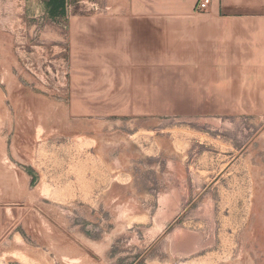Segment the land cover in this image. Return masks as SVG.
Masks as SVG:
<instances>
[{"label": "rangeland", "instance_id": "obj_1", "mask_svg": "<svg viewBox=\"0 0 264 264\" xmlns=\"http://www.w3.org/2000/svg\"><path fill=\"white\" fill-rule=\"evenodd\" d=\"M131 1L0 0V264H264V79L126 53Z\"/></svg>", "mask_w": 264, "mask_h": 264}, {"label": "crops", "instance_id": "obj_2", "mask_svg": "<svg viewBox=\"0 0 264 264\" xmlns=\"http://www.w3.org/2000/svg\"><path fill=\"white\" fill-rule=\"evenodd\" d=\"M199 2L132 0L130 6L135 17L119 20L117 34L116 23L104 21L101 29L110 32L108 38L114 39L116 46L136 55L143 43L150 48L158 44L161 16L166 36L173 40V47L170 45L172 42H168V47H172L173 51L175 47H182L178 53L193 57L189 64L199 65L196 69L254 71L257 73L255 79H264L259 73L264 72V0H211L205 15L197 14ZM131 19L135 20L132 22ZM196 55L202 57L195 58ZM193 67L190 69L193 70ZM223 77L219 73L216 76L219 79ZM243 77L251 79L247 75ZM214 85L223 86L224 83Z\"/></svg>", "mask_w": 264, "mask_h": 264}, {"label": "built area", "instance_id": "obj_3", "mask_svg": "<svg viewBox=\"0 0 264 264\" xmlns=\"http://www.w3.org/2000/svg\"><path fill=\"white\" fill-rule=\"evenodd\" d=\"M210 5H211V0H200L197 6V12L206 14L209 11Z\"/></svg>", "mask_w": 264, "mask_h": 264}, {"label": "trees", "instance_id": "obj_4", "mask_svg": "<svg viewBox=\"0 0 264 264\" xmlns=\"http://www.w3.org/2000/svg\"><path fill=\"white\" fill-rule=\"evenodd\" d=\"M49 3H52V5H54V3L57 4V6H61V9H63V4H64V0H49Z\"/></svg>", "mask_w": 264, "mask_h": 264}]
</instances>
